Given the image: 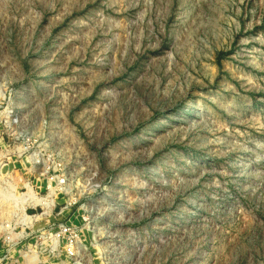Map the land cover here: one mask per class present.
<instances>
[{
  "label": "rangeland",
  "instance_id": "374dc122",
  "mask_svg": "<svg viewBox=\"0 0 264 264\" xmlns=\"http://www.w3.org/2000/svg\"><path fill=\"white\" fill-rule=\"evenodd\" d=\"M0 179L88 264H264V0H0Z\"/></svg>",
  "mask_w": 264,
  "mask_h": 264
},
{
  "label": "built area",
  "instance_id": "2783aa9c",
  "mask_svg": "<svg viewBox=\"0 0 264 264\" xmlns=\"http://www.w3.org/2000/svg\"><path fill=\"white\" fill-rule=\"evenodd\" d=\"M59 184L65 187V180ZM52 185L50 180L46 189L51 191ZM15 189L0 179V264H88L81 254V230L60 220L49 222L43 229L35 228L31 222L35 214L28 216L23 211L24 203L32 208L42 202L48 205L49 201L35 194L18 196ZM7 203L15 206L10 218L4 212ZM27 229L30 234L25 237L23 232ZM35 233L40 234L34 236ZM29 236L35 238L34 244L24 243Z\"/></svg>",
  "mask_w": 264,
  "mask_h": 264
}]
</instances>
